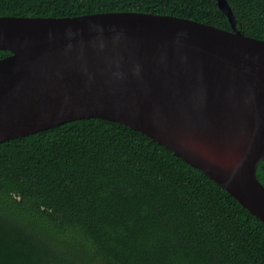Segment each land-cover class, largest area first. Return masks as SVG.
<instances>
[{"label":"trees","instance_id":"16d2710c","mask_svg":"<svg viewBox=\"0 0 264 264\" xmlns=\"http://www.w3.org/2000/svg\"><path fill=\"white\" fill-rule=\"evenodd\" d=\"M227 2L264 40V0ZM119 11L231 29L216 0H0V16ZM0 264H264V223L167 146L82 118L0 142Z\"/></svg>","mask_w":264,"mask_h":264},{"label":"water","instance_id":"95a60500","mask_svg":"<svg viewBox=\"0 0 264 264\" xmlns=\"http://www.w3.org/2000/svg\"><path fill=\"white\" fill-rule=\"evenodd\" d=\"M230 30L168 14L97 12L63 17L0 16V142L99 117L170 148L264 223V40L244 35L227 0ZM198 116L245 118L249 137L223 180L161 140L148 125Z\"/></svg>","mask_w":264,"mask_h":264},{"label":"bare ground","instance_id":"6f19581e","mask_svg":"<svg viewBox=\"0 0 264 264\" xmlns=\"http://www.w3.org/2000/svg\"><path fill=\"white\" fill-rule=\"evenodd\" d=\"M245 118L214 123L200 122L198 116H193L190 120L160 122L145 129L201 160L208 168H214L217 178L223 180L237 164L248 141L249 124Z\"/></svg>","mask_w":264,"mask_h":264}]
</instances>
